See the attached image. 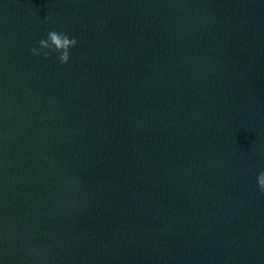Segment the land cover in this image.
<instances>
[{
  "label": "water",
  "instance_id": "95a60500",
  "mask_svg": "<svg viewBox=\"0 0 264 264\" xmlns=\"http://www.w3.org/2000/svg\"><path fill=\"white\" fill-rule=\"evenodd\" d=\"M261 170L264 0H0V264H264Z\"/></svg>",
  "mask_w": 264,
  "mask_h": 264
},
{
  "label": "clouds",
  "instance_id": "9594fccd",
  "mask_svg": "<svg viewBox=\"0 0 264 264\" xmlns=\"http://www.w3.org/2000/svg\"><path fill=\"white\" fill-rule=\"evenodd\" d=\"M47 19V17H45ZM77 39L69 36L63 30H48L46 36L37 41L36 47L30 49L33 55H42L47 58L50 54H55L59 64H67L70 60V49L75 47ZM256 183L260 193L264 194V170L259 171L256 176Z\"/></svg>",
  "mask_w": 264,
  "mask_h": 264
}]
</instances>
